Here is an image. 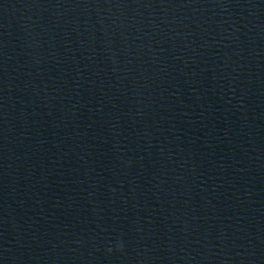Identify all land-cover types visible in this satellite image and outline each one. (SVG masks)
<instances>
[{
  "label": "water",
  "instance_id": "obj_1",
  "mask_svg": "<svg viewBox=\"0 0 264 264\" xmlns=\"http://www.w3.org/2000/svg\"><path fill=\"white\" fill-rule=\"evenodd\" d=\"M0 264H239L182 0H0Z\"/></svg>",
  "mask_w": 264,
  "mask_h": 264
}]
</instances>
